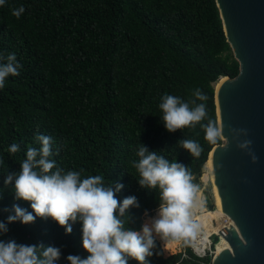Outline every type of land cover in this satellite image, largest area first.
Wrapping results in <instances>:
<instances>
[{
  "label": "trees",
  "instance_id": "trees-1",
  "mask_svg": "<svg viewBox=\"0 0 264 264\" xmlns=\"http://www.w3.org/2000/svg\"><path fill=\"white\" fill-rule=\"evenodd\" d=\"M20 6L25 11L17 19L12 11ZM12 53L21 69L0 89V223L7 229L0 231V241L36 245L41 259L44 248H59L53 264H69V255L87 257L79 219L69 221L70 234L50 217L37 216L27 225L8 221L14 205L35 216L30 204L15 196V175L28 147H41L37 137H52L49 159L62 172L79 171L81 179L100 175L119 201L135 197L138 206L120 219L125 230L142 233L143 222L164 201L158 185L140 184V146L184 165L192 177L201 175L217 145L205 140L199 126L167 132L161 97L189 100L200 88L208 97V115L218 124L216 86L239 71L215 0H5L0 63ZM185 139L199 141L198 158L180 146ZM13 143L20 148L15 154L7 150ZM9 175L13 181L6 185ZM117 186L122 187L117 191ZM151 236L144 264H210V257L196 261L188 244L191 258L181 252L164 256L162 249L171 251L172 245ZM128 264L138 262L128 258Z\"/></svg>",
  "mask_w": 264,
  "mask_h": 264
},
{
  "label": "clouds",
  "instance_id": "clouds-1",
  "mask_svg": "<svg viewBox=\"0 0 264 264\" xmlns=\"http://www.w3.org/2000/svg\"><path fill=\"white\" fill-rule=\"evenodd\" d=\"M4 3L5 0H0V6ZM24 11V7L20 6L12 11V15L19 19ZM3 59L4 57L0 56V60ZM6 61L0 63V89L5 86L8 77L20 75L21 65L17 62L16 55H7ZM191 97L185 100L167 93L161 97L159 109L166 131L174 133L199 126L204 131L205 140L211 144L225 140L223 128L208 115L207 95L200 88H196ZM232 131L237 147L246 151L252 163H256L258 158L251 151L252 141L238 139L240 135L247 136V131ZM37 139L41 147L39 150L28 147L21 170L15 175V196L18 200L28 202L35 216L14 205L15 215L9 216L8 221L12 223L19 220L27 225L33 223L37 216L50 217L70 234L72 228L69 221L76 222L79 219L82 224V248L87 257L69 255V264H128V258L138 264H144L153 247V230L173 237L194 234L196 225L189 219V209L193 203L196 186L192 184L191 174L184 165L169 163L155 152L149 153L146 147L140 146L138 156L141 159L136 164L142 177L140 184L142 187L147 185L152 188L158 185L164 201L160 207V218L155 221L153 228L145 225L141 233L125 230L120 219L127 209L138 206L135 197L119 201L112 188L104 186L100 175L81 179L79 171L62 172L57 168L56 162L49 159L52 155V137L40 135ZM179 143L192 157L198 158L203 151L196 139H185ZM223 147L226 149L227 144ZM7 150L15 154L20 148L18 144L13 143ZM12 181L13 175H9L5 184H11ZM120 187L122 186H117L116 190ZM0 231H7L3 223H0ZM42 256L43 259L38 256L36 245L17 244L14 240L7 243L0 241V264H53L60 258V249L48 246L43 249Z\"/></svg>",
  "mask_w": 264,
  "mask_h": 264
},
{
  "label": "water",
  "instance_id": "water-1",
  "mask_svg": "<svg viewBox=\"0 0 264 264\" xmlns=\"http://www.w3.org/2000/svg\"><path fill=\"white\" fill-rule=\"evenodd\" d=\"M239 71L218 85V125L225 140L214 146L211 169L220 203L236 229L223 228L211 264H264V0H215ZM233 129H245L252 163L237 147ZM227 144L225 149L223 145ZM199 173L192 176L198 188ZM169 256V255H168Z\"/></svg>",
  "mask_w": 264,
  "mask_h": 264
},
{
  "label": "bare ground",
  "instance_id": "bare-ground-1",
  "mask_svg": "<svg viewBox=\"0 0 264 264\" xmlns=\"http://www.w3.org/2000/svg\"><path fill=\"white\" fill-rule=\"evenodd\" d=\"M226 78V77H225ZM224 78H221V80ZM220 80V81H221ZM219 85V83H218ZM218 85L216 86V96L218 99ZM221 126V123H220ZM222 127V126H221ZM224 135V133H223ZM213 153V151H212ZM212 153L210 155V158L205 166V169L207 171H209V173L212 175V169H211V156ZM213 177V175H212ZM215 184V183H214ZM199 190V189H198ZM214 197H215V202H216V211H211L208 208L205 207L204 205V201H200V195H198L196 192L193 195V203L192 206L190 208L191 211H189V219L190 221H193V224L196 225V227L194 228V234L198 235L200 233L201 227L203 226L205 228L204 230V237H208L212 234L218 233L217 231L222 230L223 228H229L231 230L236 229L234 224L232 223V221L226 216L223 207L220 203V198L218 196L216 187H215V192H214ZM221 218L223 220H226L227 224L224 225L220 222V220L218 219ZM160 218V207L157 208L154 212H153V217L151 219V224L154 225L155 221L158 220ZM222 221V220H221ZM153 233L155 234V238H159V240H162L164 243H169L172 245V247H174L176 249V247L179 245V243L184 239L185 236H177V237H173L171 235L165 236L161 233H157L155 232V230H153ZM223 240L227 247L229 248L228 242L221 236H219L218 241ZM217 241V242H218ZM216 250V248H215ZM216 252V251H215Z\"/></svg>",
  "mask_w": 264,
  "mask_h": 264
},
{
  "label": "built area",
  "instance_id": "built-area-1",
  "mask_svg": "<svg viewBox=\"0 0 264 264\" xmlns=\"http://www.w3.org/2000/svg\"><path fill=\"white\" fill-rule=\"evenodd\" d=\"M203 201H205L204 196H203ZM191 223H193V221H191ZM204 230L205 228L202 226L200 233L198 235H195V234L186 235L184 239L179 243V245L176 248L178 252H181L182 258H191L189 253H187L186 251V245H183V244H186V242L188 241L187 243L188 247L190 248V251L192 252L193 256L196 258V261H198L199 263H202L203 258L210 257V264H211V260L216 253L215 244L217 243L213 241V236H217V238L219 239L220 235L218 232L208 237H204V234H205ZM182 245H183V248H181Z\"/></svg>",
  "mask_w": 264,
  "mask_h": 264
},
{
  "label": "rangeland",
  "instance_id": "rangeland-1",
  "mask_svg": "<svg viewBox=\"0 0 264 264\" xmlns=\"http://www.w3.org/2000/svg\"><path fill=\"white\" fill-rule=\"evenodd\" d=\"M197 183H200L201 184V186L199 188L195 184H193V185L196 186V191L195 192L198 195H200V198H201L200 201L203 200V196H204L205 197V201H204L205 207L208 208L209 210H211L212 212L213 211H216L217 208H216V202H215V197H214L215 196L214 195V192H215L214 180H213L212 175L205 168H203L200 178L197 179ZM195 192H194V194H195ZM159 207H161V206H159ZM151 219L152 218H150L148 220H145L143 222V224L144 225H150L151 226V229H152L153 228V225L151 224V222H152ZM218 219L220 220V222L222 224H224V225L227 224L226 220H223V219H221L219 217H218ZM152 233H153V231H152ZM153 235H154V238H155V234L154 233H153ZM155 239L160 242V245H161V243H164L162 240H159V238H155ZM187 243H188V241L186 242V244ZM186 244H183V245H186ZM183 245L181 246V248H183ZM162 252H163V255L164 256H168L170 254H173L175 252H178V250H177V248L175 249L174 247H172V250L171 251H164L162 249Z\"/></svg>",
  "mask_w": 264,
  "mask_h": 264
},
{
  "label": "crops",
  "instance_id": "crops-1",
  "mask_svg": "<svg viewBox=\"0 0 264 264\" xmlns=\"http://www.w3.org/2000/svg\"><path fill=\"white\" fill-rule=\"evenodd\" d=\"M164 251H166V250L164 249Z\"/></svg>",
  "mask_w": 264,
  "mask_h": 264
}]
</instances>
